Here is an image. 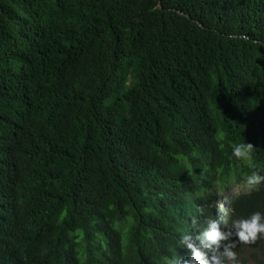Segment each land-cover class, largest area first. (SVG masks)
I'll list each match as a JSON object with an SVG mask.
<instances>
[{"label":"trees","instance_id":"trees-1","mask_svg":"<svg viewBox=\"0 0 264 264\" xmlns=\"http://www.w3.org/2000/svg\"><path fill=\"white\" fill-rule=\"evenodd\" d=\"M253 176L264 0H0V264H169Z\"/></svg>","mask_w":264,"mask_h":264},{"label":"clouds","instance_id":"clouds-1","mask_svg":"<svg viewBox=\"0 0 264 264\" xmlns=\"http://www.w3.org/2000/svg\"><path fill=\"white\" fill-rule=\"evenodd\" d=\"M250 148L251 145L245 147L240 144L234 146L232 151L237 159ZM249 182L228 192L218 193V199L210 207L212 215L201 223L196 232L183 236L182 252L173 257L169 264H226L235 261L236 253L233 249L237 242L247 244L258 237H264V212L256 211L248 217H235L231 221L236 201L241 196L253 193L258 185H264V178L253 176ZM240 189L246 191L237 195ZM221 194H226L228 199L220 198ZM106 264L116 263L107 261Z\"/></svg>","mask_w":264,"mask_h":264},{"label":"rangeland","instance_id":"rangeland-1","mask_svg":"<svg viewBox=\"0 0 264 264\" xmlns=\"http://www.w3.org/2000/svg\"><path fill=\"white\" fill-rule=\"evenodd\" d=\"M245 191H246L245 189H240V190L238 191L237 195H238V194H241V193H243V192H245ZM220 198H222L223 200H227V199H228V196H227L226 194H221V195H220Z\"/></svg>","mask_w":264,"mask_h":264},{"label":"bare ground","instance_id":"bare-ground-1","mask_svg":"<svg viewBox=\"0 0 264 264\" xmlns=\"http://www.w3.org/2000/svg\"><path fill=\"white\" fill-rule=\"evenodd\" d=\"M202 87V86H201ZM204 138V137H203ZM192 239H194V238H192Z\"/></svg>","mask_w":264,"mask_h":264}]
</instances>
